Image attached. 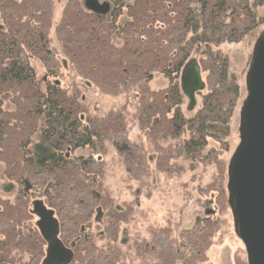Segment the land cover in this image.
<instances>
[{"label": "trees", "instance_id": "obj_1", "mask_svg": "<svg viewBox=\"0 0 264 264\" xmlns=\"http://www.w3.org/2000/svg\"><path fill=\"white\" fill-rule=\"evenodd\" d=\"M99 1L111 7L105 17L65 0L53 23L55 0H0V190L14 194L0 206V264L42 263L46 243L32 224L37 200L53 211L70 264H127L132 256L138 264L203 263L229 211L221 155L241 92L221 47L253 46L264 0ZM191 58L208 87L186 115L179 82ZM156 75L163 90L150 86ZM86 85L124 103L93 114ZM111 152L134 198L125 205L105 188ZM197 164L214 169L201 190L215 193L218 216L198 217L190 229L148 225L139 234L134 218L140 197L153 191L151 166L171 178Z\"/></svg>", "mask_w": 264, "mask_h": 264}, {"label": "rangeland", "instance_id": "obj_2", "mask_svg": "<svg viewBox=\"0 0 264 264\" xmlns=\"http://www.w3.org/2000/svg\"><path fill=\"white\" fill-rule=\"evenodd\" d=\"M64 3L65 0H55L53 23L59 19ZM262 29H264V27H262L261 30ZM52 43L54 46H57L54 41ZM250 44L247 46L244 42L237 45H223L221 47L222 50L228 54L230 58L231 69L238 77L241 87L238 107L230 124L231 129L228 150L223 155H221V159L226 161V163H228L229 158L231 157L239 142L237 131L238 112L241 102L245 97L244 78L248 67V57H250L252 50V45ZM59 60L61 61L62 57L59 56ZM32 66L35 69L37 78L42 79L45 74V70L41 63L37 60H34L32 61ZM68 74L69 73L63 68L62 75L64 76L63 80L65 84H68L69 81ZM201 76L203 82L205 83V89L196 94L195 108L197 107L200 100L199 93L205 92L208 87L205 74H201ZM150 86L152 89L157 91L163 90L166 87V81L160 75H156ZM86 88L87 98L93 114H105L107 111L113 108H119L124 103L122 98L108 97L98 92L92 86L86 85ZM184 103L185 114H191L193 111H186V98ZM7 108L10 111L13 110L12 107L10 109V106H7ZM133 134L134 132L131 134L132 139H135ZM115 161L116 155L113 152L105 157L106 172L104 184L105 188L107 191H110L111 196L116 200L117 204L125 205L133 201L134 198L132 197L131 190L129 189L128 185L129 182L122 167L119 166ZM3 168L4 165L0 163V174L3 171ZM151 170V183L153 186V191L151 195L145 196L144 194L142 197H140L139 205L137 207V219L134 218L137 221L136 230L139 234H144L146 232L145 228L148 225L164 227L166 224L171 223L177 224L179 230L190 229L194 225L195 219L198 217L218 216L215 204V193L201 190V186L210 182L215 174L212 166L205 167L204 165L197 164L193 171L189 170L187 166L182 174L173 175L171 178L158 175L155 173L153 166H151ZM132 189L136 191L135 186ZM13 199L14 194L7 195L0 190V206L4 205L8 201L12 202ZM220 218L224 221V223L217 227L213 244L207 253L208 258L205 262L200 264H243V262L247 264L244 247L240 240L236 237L233 230V222L230 210L221 215ZM36 221L37 218L34 216L32 224L35 225V227ZM92 222L93 224L90 232L95 233L97 238L100 228H98L99 223H96L94 218ZM96 240L98 241V238ZM127 264H138V260L136 257L132 256V260Z\"/></svg>", "mask_w": 264, "mask_h": 264}, {"label": "water", "instance_id": "obj_3", "mask_svg": "<svg viewBox=\"0 0 264 264\" xmlns=\"http://www.w3.org/2000/svg\"><path fill=\"white\" fill-rule=\"evenodd\" d=\"M83 9L105 17L107 2L81 0ZM245 97L238 112V145L226 168L227 205L233 230L244 247L247 264H264V29L256 38L244 78ZM205 89L200 67L191 58L180 75L186 111L196 106V94ZM36 228L46 243L41 264H70L73 252L58 239L59 224L41 201L32 203Z\"/></svg>", "mask_w": 264, "mask_h": 264}, {"label": "bare ground", "instance_id": "obj_4", "mask_svg": "<svg viewBox=\"0 0 264 264\" xmlns=\"http://www.w3.org/2000/svg\"><path fill=\"white\" fill-rule=\"evenodd\" d=\"M81 6H82V5H81ZM186 64H187V63H186ZM186 64H185V65H186ZM185 65H184V66H185ZM182 69H183V68H182ZM181 71H182V70H181ZM180 75H181V73H180ZM73 259H74V258H73Z\"/></svg>", "mask_w": 264, "mask_h": 264}]
</instances>
